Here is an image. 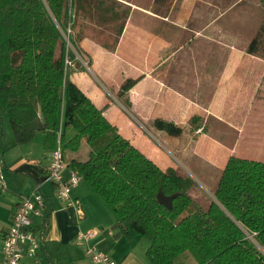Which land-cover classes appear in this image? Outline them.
Instances as JSON below:
<instances>
[{"label":"crops","instance_id":"1","mask_svg":"<svg viewBox=\"0 0 264 264\" xmlns=\"http://www.w3.org/2000/svg\"><path fill=\"white\" fill-rule=\"evenodd\" d=\"M213 1L70 0L71 20L82 38L80 62H73L69 78L132 145L143 152L132 136L148 133L176 162L187 160L185 166L193 163L187 159L191 153L194 158L205 149L210 156V139L224 142L234 132L237 141L251 122L264 118L259 91L264 88V59L246 51L253 26L235 19L244 12L226 19L227 9ZM84 66L89 73L80 71ZM128 79L135 83L119 97ZM157 120L179 128L180 134L157 129ZM55 142L40 132L28 143L16 144L10 122L0 113L6 185L0 191V262L3 236L16 206L39 185L43 215L33 216L32 225L40 239L41 264H95L86 246L117 264H149L145 246L134 234H118L116 215L82 178L70 191L75 205L57 196L53 183L45 180ZM71 171L66 163L63 177ZM89 231L94 235L82 238ZM19 264L33 263L24 257Z\"/></svg>","mask_w":264,"mask_h":264},{"label":"trees","instance_id":"2","mask_svg":"<svg viewBox=\"0 0 264 264\" xmlns=\"http://www.w3.org/2000/svg\"><path fill=\"white\" fill-rule=\"evenodd\" d=\"M68 29L79 53L70 0H0V113L16 144L40 132L59 137L65 163L114 212L118 234L147 241L149 264H264V159L228 156L213 199L201 206L189 195V178L132 145L69 78L65 60L75 54ZM262 43L264 21L247 53L264 58ZM134 83L124 81L119 97ZM154 125L181 132L160 120ZM158 191L175 195L170 209L157 202Z\"/></svg>","mask_w":264,"mask_h":264},{"label":"rangeland","instance_id":"3","mask_svg":"<svg viewBox=\"0 0 264 264\" xmlns=\"http://www.w3.org/2000/svg\"><path fill=\"white\" fill-rule=\"evenodd\" d=\"M213 3L217 6H223V9H227L226 13H224L226 19L230 17L234 19L235 16L239 15L238 12L245 13H240V17L235 19L246 21L247 26H253L249 29V32L252 33L248 40L249 44L260 24L264 21V0H214ZM66 44L68 50L74 52L75 59L78 61V53L75 52L70 42L66 41ZM262 47H264V43H262ZM89 67H91V65H89ZM89 67L86 68L84 66L80 68V71L89 73ZM73 69L74 68L70 69V74L74 72ZM259 91H262V94H259L261 95V99L264 100V88H260ZM121 127L123 129L122 132L126 135L128 125L124 124V126ZM148 135V133L145 134L144 132L138 131L132 136V141H134L136 145H140L144 150L143 152L152 157L155 162L163 163V168L174 165V169L180 172L184 177L189 178L191 180L189 195L203 207L208 206L213 199L214 190L228 156L236 155L252 160L264 159V118L261 120L258 118L256 122H251L245 133L240 135V139L237 141L233 139V137H235L234 132L231 133V135H229L230 138L224 142L210 139V156L205 155V149L203 151L202 149L201 151L199 150L194 158H192L194 153H191L187 159L191 158L193 163H191L192 165L187 164L186 166L185 163L187 160H184V166L176 162L171 154L163 149L157 140L150 138ZM192 146L194 147L195 145L193 144ZM79 154L81 155V159L87 156L88 146L85 142L81 143ZM136 238L137 242H141V244L147 248L148 244L144 238L139 236H136Z\"/></svg>","mask_w":264,"mask_h":264},{"label":"built area","instance_id":"4","mask_svg":"<svg viewBox=\"0 0 264 264\" xmlns=\"http://www.w3.org/2000/svg\"><path fill=\"white\" fill-rule=\"evenodd\" d=\"M70 29L64 35L67 42ZM77 58V57H76ZM70 60L66 58L67 65H73L74 61L80 62L79 57ZM51 160L48 170L45 174V180L53 183L56 189L57 196L65 201L67 205H75V202L70 197L71 189L78 184L81 177L71 171L68 178L63 177V170L66 163L62 157L59 137L56 139L55 147L51 152ZM6 189L4 177L2 174V162L0 159V191ZM44 206V196L42 195L39 185H35L29 195L24 196L16 206L12 221L6 229L3 236L2 256L3 261L0 264H19L24 257L29 258L33 264H41L38 259V249L40 239L33 229L32 217L42 216ZM95 231H89L82 235V238L87 240L94 235ZM86 254L95 264H117L109 256L97 250L93 246H86Z\"/></svg>","mask_w":264,"mask_h":264},{"label":"water","instance_id":"5","mask_svg":"<svg viewBox=\"0 0 264 264\" xmlns=\"http://www.w3.org/2000/svg\"><path fill=\"white\" fill-rule=\"evenodd\" d=\"M174 197L175 195L165 196L161 191H158L156 194L157 202L168 209H170L171 201Z\"/></svg>","mask_w":264,"mask_h":264}]
</instances>
